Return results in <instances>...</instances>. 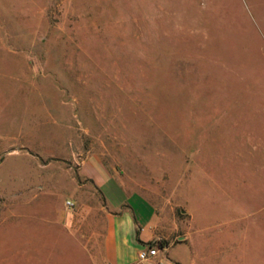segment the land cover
Wrapping results in <instances>:
<instances>
[{
    "label": "rangeland",
    "instance_id": "1",
    "mask_svg": "<svg viewBox=\"0 0 264 264\" xmlns=\"http://www.w3.org/2000/svg\"><path fill=\"white\" fill-rule=\"evenodd\" d=\"M90 156L172 264H264V0H0V264H106Z\"/></svg>",
    "mask_w": 264,
    "mask_h": 264
},
{
    "label": "crops",
    "instance_id": "2",
    "mask_svg": "<svg viewBox=\"0 0 264 264\" xmlns=\"http://www.w3.org/2000/svg\"><path fill=\"white\" fill-rule=\"evenodd\" d=\"M81 173L92 181L94 187L100 193L105 208V231L103 240V255L106 264H172L166 258L172 245H175L171 234L165 233L160 228L153 229L150 234H140L138 222L132 214V208L127 204V194L137 197L140 201L143 197L137 193H128L124 185L112 175L110 170L94 156L88 157L81 166ZM127 198V199H126ZM138 203V202H137ZM140 203V202H139ZM141 205V203H140ZM139 206V210L141 206ZM158 217V219H157ZM150 220L160 223V217L155 210L150 213ZM159 242H164L163 247L158 249L156 256L145 261L138 260V252L147 247L158 246ZM135 254L134 258L127 259L124 256L127 244ZM179 258H177L178 260ZM176 264H181L178 260ZM175 264V263H174Z\"/></svg>",
    "mask_w": 264,
    "mask_h": 264
},
{
    "label": "built area",
    "instance_id": "3",
    "mask_svg": "<svg viewBox=\"0 0 264 264\" xmlns=\"http://www.w3.org/2000/svg\"><path fill=\"white\" fill-rule=\"evenodd\" d=\"M158 249H159V247L155 246V247H147V248L140 250L138 252V255H137L138 260L139 261H145L149 258L156 256L158 253Z\"/></svg>",
    "mask_w": 264,
    "mask_h": 264
},
{
    "label": "trees",
    "instance_id": "4",
    "mask_svg": "<svg viewBox=\"0 0 264 264\" xmlns=\"http://www.w3.org/2000/svg\"><path fill=\"white\" fill-rule=\"evenodd\" d=\"M163 244H164V243L159 242V243H158V247L162 248V247H163Z\"/></svg>",
    "mask_w": 264,
    "mask_h": 264
},
{
    "label": "water",
    "instance_id": "5",
    "mask_svg": "<svg viewBox=\"0 0 264 264\" xmlns=\"http://www.w3.org/2000/svg\"><path fill=\"white\" fill-rule=\"evenodd\" d=\"M184 238L183 237H181V238H179V241H182Z\"/></svg>",
    "mask_w": 264,
    "mask_h": 264
}]
</instances>
